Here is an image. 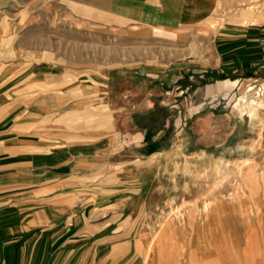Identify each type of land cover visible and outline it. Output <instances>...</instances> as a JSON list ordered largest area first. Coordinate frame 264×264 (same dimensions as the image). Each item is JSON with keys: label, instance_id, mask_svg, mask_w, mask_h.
<instances>
[{"label": "crops", "instance_id": "0c3cea01", "mask_svg": "<svg viewBox=\"0 0 264 264\" xmlns=\"http://www.w3.org/2000/svg\"><path fill=\"white\" fill-rule=\"evenodd\" d=\"M54 1L77 24L173 34L199 27L219 0ZM13 2L0 0V14ZM5 32L0 17V39ZM171 75L162 72L160 83ZM65 77L0 58V264H264V180L240 185L247 195L167 207L173 196L160 192L175 179L168 166L182 137L169 130L170 116L155 126L109 112V102L68 108L75 102L67 100ZM215 84L207 91L222 90ZM145 92L136 105L171 103L159 86ZM157 197L160 204L150 205Z\"/></svg>", "mask_w": 264, "mask_h": 264}, {"label": "rangeland", "instance_id": "374dc122", "mask_svg": "<svg viewBox=\"0 0 264 264\" xmlns=\"http://www.w3.org/2000/svg\"><path fill=\"white\" fill-rule=\"evenodd\" d=\"M68 11L54 0H14L0 14L6 28L0 58L21 68L65 71L67 100L75 102L68 108L109 102V112L140 115L155 126L170 116L169 130L182 137L172 155L175 164L168 166V177L175 179L160 192L173 196L167 207L185 209L220 195L225 200L242 190L247 195L249 180H264V0H219L199 27L173 34L96 29L77 24ZM162 72L174 76L160 83ZM144 75L145 90L138 92ZM214 82L222 90L210 93L207 84ZM35 86L34 93L42 91V85ZM154 86L168 92L162 97L170 105L156 100L152 106L136 105ZM207 113L211 116L203 120ZM232 138L236 147L225 149ZM202 147L212 153L203 156ZM190 150L195 156L188 158ZM157 198L150 205L160 204Z\"/></svg>", "mask_w": 264, "mask_h": 264}]
</instances>
